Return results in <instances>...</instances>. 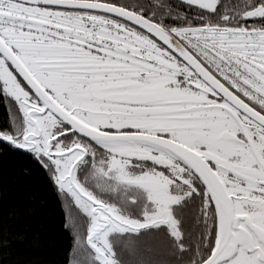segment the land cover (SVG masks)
Returning <instances> with one entry per match:
<instances>
[{
    "label": "snow or ice",
    "instance_id": "6c2138e0",
    "mask_svg": "<svg viewBox=\"0 0 264 264\" xmlns=\"http://www.w3.org/2000/svg\"><path fill=\"white\" fill-rule=\"evenodd\" d=\"M0 264H264V0H0Z\"/></svg>",
    "mask_w": 264,
    "mask_h": 264
},
{
    "label": "trees",
    "instance_id": "16d2710c",
    "mask_svg": "<svg viewBox=\"0 0 264 264\" xmlns=\"http://www.w3.org/2000/svg\"><path fill=\"white\" fill-rule=\"evenodd\" d=\"M45 228L46 230L41 231L39 238L30 248L25 250L23 246H17V251L38 261L54 258V250L61 248L64 241L55 233L53 225H45Z\"/></svg>",
    "mask_w": 264,
    "mask_h": 264
}]
</instances>
